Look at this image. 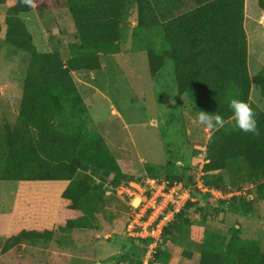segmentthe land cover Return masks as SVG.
Returning <instances> with one entry per match:
<instances>
[{
  "label": "trees",
  "instance_id": "obj_1",
  "mask_svg": "<svg viewBox=\"0 0 264 264\" xmlns=\"http://www.w3.org/2000/svg\"><path fill=\"white\" fill-rule=\"evenodd\" d=\"M9 1L14 5L7 7ZM189 1L190 10L167 15L159 9V0H62L75 26L73 42L67 45L70 57L62 61L58 53L38 52L33 45L21 18L33 11V4L0 0L4 41L30 55L17 120L11 125L0 119V182H65L61 196L70 210L81 215L68 220L59 229L62 232L95 230V216L106 204L105 194L133 182L103 137L90 129L86 106L72 80V72L100 70L99 58L118 54L129 31L131 50L146 53L151 77L170 60L178 93L189 99L196 112L218 113L224 119L223 127L212 131L206 143L204 186L230 194L224 172L253 186L251 199L232 196L230 203L192 189L190 197L198 200H188L164 228L154 260L162 247L176 241L191 224L189 215L213 205L212 211L252 219L254 204L264 202V112L249 100L251 84L263 89L264 79L249 76L242 28L244 0ZM258 2L264 10V0ZM133 10L136 21L130 26ZM232 99L245 101L253 109L255 133L235 127L229 107ZM176 170L164 180L192 185L193 177L185 169ZM217 230L210 225L205 228L198 264H264V252L256 241L240 238L239 225L229 227L227 237ZM52 236V231L22 230L2 243L1 253L27 242L50 241Z\"/></svg>",
  "mask_w": 264,
  "mask_h": 264
},
{
  "label": "rangeland",
  "instance_id": "obj_2",
  "mask_svg": "<svg viewBox=\"0 0 264 264\" xmlns=\"http://www.w3.org/2000/svg\"><path fill=\"white\" fill-rule=\"evenodd\" d=\"M159 3L160 8H164L168 0H159ZM32 4L33 11L21 18L36 50L58 53L62 61L68 60L67 45L73 42L75 26L62 0H32ZM13 5L11 1L7 3V7ZM192 7H179L175 14ZM248 16L246 25L243 26L242 21V28L248 39L250 68L252 72L257 70L264 76V16L256 7ZM135 21L133 10L129 17L130 26H134ZM5 32L2 24L0 94H6L8 86L14 88L17 94L22 91L30 55L7 44L4 41ZM130 33L118 54L99 58L100 70L72 72L73 83L87 109L90 129L103 137L122 171L133 182H140L146 174L164 180L175 174L179 167L185 169L188 176L198 175V167H202L203 179L206 178L203 171L207 163L205 147L212 130H206L197 122L196 111L189 99L178 93L171 72L172 62L166 60L162 69L151 77L146 53L131 50ZM158 46L155 43V48ZM258 88L251 89L249 100L264 111V88ZM18 110L17 103L0 119H7L14 125ZM222 176L230 194L214 192L220 193L229 203L232 196L244 197L252 193L249 180L237 181L230 172H224ZM64 185L62 181L22 182L19 190L17 183L0 182V210L4 211L5 202H8L4 191L9 192V186L13 187V194L9 196L11 203L15 199L17 210L20 206L21 210H26L36 204L44 209L60 205L64 201L62 196L60 198ZM123 187L105 194L106 204L95 216V230H59L68 220L81 215L67 205L66 210L64 207L56 218L44 216L37 224L39 230L52 231L50 241L27 242L7 252L0 264H141L147 244L146 240L134 239L126 232L130 219V197L126 193H118H123L130 185ZM253 217L244 218L227 211L215 212L206 207L201 214L189 215L191 224L183 229L176 241L162 247V254L156 261L154 252L157 248L154 249L150 264H164L165 260L166 264H198L203 232L209 225L226 237L229 227L239 225L240 238L256 241L264 252V202L254 204ZM128 239H133L129 246ZM125 255L128 256L127 261L120 260Z\"/></svg>",
  "mask_w": 264,
  "mask_h": 264
},
{
  "label": "built area",
  "instance_id": "obj_3",
  "mask_svg": "<svg viewBox=\"0 0 264 264\" xmlns=\"http://www.w3.org/2000/svg\"><path fill=\"white\" fill-rule=\"evenodd\" d=\"M197 171L198 175L192 176V185L188 187L181 182L169 184L166 180L146 176L140 182H129L130 187L123 193L117 192L130 197V219L126 232L134 239L146 240L147 250L141 264H150L151 253L159 245L164 228L174 220L186 202H196L195 198L190 197L192 189L209 193L213 199H224L221 194L204 186L202 167H198Z\"/></svg>",
  "mask_w": 264,
  "mask_h": 264
},
{
  "label": "crops",
  "instance_id": "obj_4",
  "mask_svg": "<svg viewBox=\"0 0 264 264\" xmlns=\"http://www.w3.org/2000/svg\"><path fill=\"white\" fill-rule=\"evenodd\" d=\"M191 4L192 3L189 0H168L167 6L164 8H159V9L160 10L163 9L164 13H166L167 15H170L169 13L175 14L177 12V10L179 9V7H180V9H184L186 6H190ZM254 7L258 8L260 10V15L264 16V10H262L259 7L257 0H244L243 26H244V24L246 25L247 20L249 18L248 13L250 11L252 12V9H254ZM259 18H260V16H259ZM245 34H246V31H245ZM246 43H247V68H248L249 75L251 78L256 76V77H259L261 79H264V76H262L263 73H261L257 70H256V72L255 71L252 72V70L250 68V58L248 56V39L247 38H246ZM256 86L257 85L255 83H252L250 91L252 88L255 89ZM7 88L8 89L6 91V94H2V93L0 94V116L7 114L8 110L11 108L13 109L17 105V103L20 104L22 91L15 94L14 88H12L10 86H8ZM258 89H261V87H259ZM195 113H197V112H195ZM14 183L18 184L19 190H20L22 182H14ZM66 185L67 184L65 183V185L62 188V191L66 187ZM252 187L253 186L251 185V187H249V189H252ZM209 190L214 191L213 189H209ZM62 191L60 193V198H61ZM10 194H13V187H11V186H9V192L6 193L4 191V196L8 195L6 198V201H8V202H5V208H3L4 211L0 210V260L2 257H4L7 254V252L1 253L2 243L6 239L10 238L13 235L18 234L20 231H22L24 229L39 230L37 224L41 219L44 218V216H48L50 218H56L57 214L59 216L60 215L59 213L62 211V209L65 207L64 210H66V206L68 205V202L64 200V201H62V203L60 205L56 204V207H53V208L44 209L43 207H39L36 204V205H32L33 206L32 209L29 208L26 210H21V206H20L19 209L17 210V204L15 202V199L11 203V199L9 197ZM223 198L225 199V197H223ZM61 199L63 200V198H61ZM249 199H251V196H249ZM197 200L198 199H196V201ZM6 205H8L7 208H6ZM11 205H13V206H11ZM202 205H204V204H202ZM209 208L213 209V205H211V206L209 205ZM17 211H18V213L16 214ZM40 230H42V229H40ZM21 246H24V245H21ZM191 246H192V244H191ZM55 254H52V255H55Z\"/></svg>",
  "mask_w": 264,
  "mask_h": 264
},
{
  "label": "clouds",
  "instance_id": "obj_5",
  "mask_svg": "<svg viewBox=\"0 0 264 264\" xmlns=\"http://www.w3.org/2000/svg\"><path fill=\"white\" fill-rule=\"evenodd\" d=\"M23 2L29 6L32 4V0H23ZM229 107L232 111V119L236 128L244 133L256 132L255 114L247 102L232 99L229 102ZM195 118L206 130L215 131L224 125V119L218 113L209 114L205 111H198Z\"/></svg>",
  "mask_w": 264,
  "mask_h": 264
},
{
  "label": "water",
  "instance_id": "obj_6",
  "mask_svg": "<svg viewBox=\"0 0 264 264\" xmlns=\"http://www.w3.org/2000/svg\"><path fill=\"white\" fill-rule=\"evenodd\" d=\"M133 242V239H128L127 243H128V246Z\"/></svg>",
  "mask_w": 264,
  "mask_h": 264
}]
</instances>
